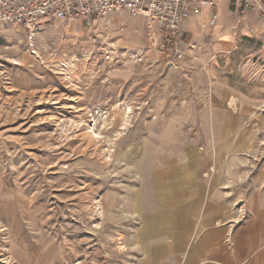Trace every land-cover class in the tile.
<instances>
[{
  "label": "rangeland",
  "instance_id": "1",
  "mask_svg": "<svg viewBox=\"0 0 264 264\" xmlns=\"http://www.w3.org/2000/svg\"><path fill=\"white\" fill-rule=\"evenodd\" d=\"M195 36L182 35L177 59L126 12L33 40L0 24V264L187 260L202 235L194 162L210 153L199 119L215 105L210 89L185 111V43H209Z\"/></svg>",
  "mask_w": 264,
  "mask_h": 264
},
{
  "label": "crops",
  "instance_id": "2",
  "mask_svg": "<svg viewBox=\"0 0 264 264\" xmlns=\"http://www.w3.org/2000/svg\"><path fill=\"white\" fill-rule=\"evenodd\" d=\"M214 14L217 23L207 28L210 42L202 28ZM182 30L185 39L196 35L198 41L202 35L209 42L201 49L185 43L181 70L188 78L185 95L193 96L186 99L185 111L189 116L196 112L210 89L215 105L199 119L210 153L199 164L194 162V196L199 199L193 209L194 228L202 235L181 264H264V22L258 12L241 15L231 0H223L215 7L203 6ZM221 68L230 75L215 80ZM252 80L258 81L261 92L250 89ZM162 172L155 171L158 188Z\"/></svg>",
  "mask_w": 264,
  "mask_h": 264
},
{
  "label": "built area",
  "instance_id": "3",
  "mask_svg": "<svg viewBox=\"0 0 264 264\" xmlns=\"http://www.w3.org/2000/svg\"><path fill=\"white\" fill-rule=\"evenodd\" d=\"M223 0H0V24L10 26L29 40L58 22L70 24L73 20L96 22L110 15L128 13L143 18L150 47L164 54L183 57L178 48L183 35L182 25L192 15H198L203 6L215 7ZM241 14L256 11L264 22L263 0H231ZM217 23L214 14L207 23Z\"/></svg>",
  "mask_w": 264,
  "mask_h": 264
}]
</instances>
